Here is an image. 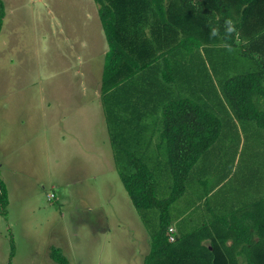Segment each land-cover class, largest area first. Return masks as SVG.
Wrapping results in <instances>:
<instances>
[{
	"label": "rangeland",
	"instance_id": "374dc122",
	"mask_svg": "<svg viewBox=\"0 0 264 264\" xmlns=\"http://www.w3.org/2000/svg\"><path fill=\"white\" fill-rule=\"evenodd\" d=\"M3 2L0 179L8 199L6 214L0 211V264H143L149 232L119 176L126 154L118 141H110L112 133L123 129L130 146V124H115V114L106 121L101 104L108 45L96 3ZM228 52L241 58L237 50ZM231 65L220 74L208 61L194 66L197 88L177 93L216 114L220 131L172 203V220L189 212L196 222L207 211L264 195V128L252 119L236 118L223 97L221 82L233 72ZM68 96L69 104H63ZM161 103L148 115L157 132ZM148 129L146 122V135ZM143 140V158L154 172L157 196L166 197L171 190L166 147L155 146L156 135ZM52 247L65 263L50 256Z\"/></svg>",
	"mask_w": 264,
	"mask_h": 264
},
{
	"label": "trees",
	"instance_id": "16d2710c",
	"mask_svg": "<svg viewBox=\"0 0 264 264\" xmlns=\"http://www.w3.org/2000/svg\"><path fill=\"white\" fill-rule=\"evenodd\" d=\"M216 1L221 15L216 18V13H211L212 26L224 32V19L231 17L236 22L239 39L246 38V42L237 45L234 34L228 36L229 43L239 46L240 52L249 54L254 66L241 70L236 54H233L230 66L233 72L224 76L221 82L223 97L236 118L252 119L264 128V16L257 17L254 11L260 1ZM94 2L108 45L100 82L106 121L110 122L115 114L113 120L120 125L126 121L124 116L118 118L127 103L128 85L133 89L132 84L139 88L137 77H142V73L149 70L160 56L167 62L161 67L163 86L174 81V76L177 77V67L171 66L167 58L168 54H172V45L155 53L161 47L155 41L160 28L157 24L147 23L145 15V11L151 8L158 10L162 26L172 28L173 4L164 0ZM198 10L207 11L203 7ZM4 15L5 5L0 0V30ZM204 20L200 15L195 27L198 32L194 41L197 49L203 42L209 41L202 35ZM146 30L150 31L148 35ZM253 31L260 33L248 35ZM259 43L261 46L254 48ZM190 69L192 73L187 76L196 80L197 71L193 67ZM173 88L174 94L170 93L161 106L162 127L157 144V148L161 145L166 147V165L171 176L168 196H157L154 172L141 156L129 150L131 146L125 145L126 140L120 136L122 130L110 136L113 144L118 141L126 154L127 165L122 166L123 169L118 168L119 176L149 232L150 246L143 264H264V195L249 204L225 206L222 211H207L196 222L193 214L183 213L176 221V232L171 226L178 218L176 216L172 220V203L183 194L190 170L220 131V120L216 114L194 98L177 94L180 89L178 83ZM7 199L6 186L0 179V211L3 214H6ZM217 206L220 207V203ZM169 227L173 228V239L169 237ZM50 254L56 261L66 262L57 248L52 247Z\"/></svg>",
	"mask_w": 264,
	"mask_h": 264
},
{
	"label": "crops",
	"instance_id": "0c3cea01",
	"mask_svg": "<svg viewBox=\"0 0 264 264\" xmlns=\"http://www.w3.org/2000/svg\"><path fill=\"white\" fill-rule=\"evenodd\" d=\"M167 4L172 3V18L174 22L172 23V28L167 26H162L161 14L158 10L153 8L145 11V15H147L148 22L151 24H157L160 30L156 33V42L161 47H158L156 50V54L159 50H163L167 45H172L173 51L172 54H168V62L171 66L177 67V77L174 76V81H169L168 83L162 84L161 79V67L167 62L165 59L160 56L153 64L152 67L148 68L149 70L144 71L142 73V77H137L139 81V88H136L134 84V89L128 85V94L126 99V106L124 111L119 112V118L121 116L125 117V120L130 124L131 134H128V137L131 138V149L136 155H139L143 158V147L144 138H151L153 135H156L157 141L155 146L157 147L160 131L153 130L149 125V120H151L148 115L151 114L150 111L154 110L155 103L157 101L164 102L168 99L169 94H174L173 86L178 83V88L189 91V89L197 88V84L195 79L191 76H187L192 73L190 67L199 66L201 64H205L207 61L210 63V66L217 67L218 71H223L225 67L233 64V58L229 55V47L231 49H238L239 46H234L229 43V37L225 35L222 30H219V34L216 37H211L209 35L210 26H212L211 22V13H216V18H218L221 13L218 12L219 3L216 0H164ZM260 3L257 7H255V16L262 17L264 16V0H258ZM214 6H213V5ZM203 7L207 11L201 12L198 8ZM98 14V13H97ZM169 12L166 13L168 15ZM205 18L202 23L205 28L203 29L202 35L205 39H209L208 42H203L204 44L199 46V49L202 50V53H197L196 45L194 41H196L198 32L196 30L197 19L199 16ZM99 17V16H98ZM157 18V19H156ZM100 21V19H99ZM101 23V22H100ZM102 26V25H101ZM251 30V29H248ZM147 35L150 33L149 30H146ZM260 33V32H259ZM256 31L252 33H248V35L259 34ZM105 36V35H104ZM194 37V38H193ZM193 38V39H192ZM106 39V38H105ZM246 39V38H244ZM243 38H240L241 42H246ZM259 42V41H258ZM261 46H254L257 48ZM242 47V46H240ZM108 49V47H107ZM106 49V50H107ZM106 52V51H105ZM193 52V53H192ZM238 58L237 61L242 65L253 66L252 58L249 54L243 53L242 51L237 53ZM185 75V77H183ZM101 82V79H100ZM182 86V87H181ZM100 88V87H99ZM188 89V90H187ZM83 95V94H82ZM100 98L102 99V95L100 92ZM83 99V97L81 98ZM80 102V98L78 103ZM63 104H69V96L67 99H63ZM101 104L103 102L101 100ZM163 104V103H161ZM160 105V104H159ZM154 106V107H153ZM67 111L69 107H67ZM77 113H79V107L75 109ZM157 120L154 118L152 122H156ZM115 122V121H114ZM146 122H148V134L146 135L143 131L146 129ZM115 124H117L115 122ZM124 125V123H122ZM120 136L124 138L127 142L126 145H129L128 139L124 133L123 129ZM154 131V132H149ZM143 140V141H142ZM111 143L113 144L111 138ZM144 159V158H143ZM255 199H253L254 201ZM252 201L246 202L251 203ZM183 215V213L181 214ZM181 215L176 218V220L171 224V226L175 229L176 232V221L181 217Z\"/></svg>",
	"mask_w": 264,
	"mask_h": 264
},
{
	"label": "clouds",
	"instance_id": "9594fccd",
	"mask_svg": "<svg viewBox=\"0 0 264 264\" xmlns=\"http://www.w3.org/2000/svg\"><path fill=\"white\" fill-rule=\"evenodd\" d=\"M224 32L227 36H233L236 35L235 43L238 45L241 43L238 34H237V25L236 22L231 17H226L224 19ZM219 34V29L217 27L210 26V32L209 35L211 37H216ZM229 51H232L231 47L228 49Z\"/></svg>",
	"mask_w": 264,
	"mask_h": 264
},
{
	"label": "built area",
	"instance_id": "2783aa9c",
	"mask_svg": "<svg viewBox=\"0 0 264 264\" xmlns=\"http://www.w3.org/2000/svg\"><path fill=\"white\" fill-rule=\"evenodd\" d=\"M168 231H169V237H170V239H173L174 238L173 228L172 227H169Z\"/></svg>",
	"mask_w": 264,
	"mask_h": 264
}]
</instances>
